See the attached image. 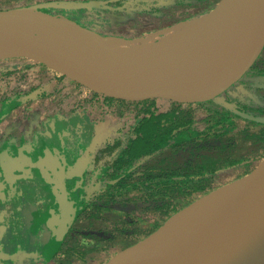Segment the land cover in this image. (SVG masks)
I'll list each match as a JSON object with an SVG mask.
<instances>
[{
  "label": "rangeland",
  "instance_id": "rangeland-1",
  "mask_svg": "<svg viewBox=\"0 0 264 264\" xmlns=\"http://www.w3.org/2000/svg\"><path fill=\"white\" fill-rule=\"evenodd\" d=\"M79 1L90 0H0V9L37 6L99 35H116L136 41L185 19H201L220 2L180 0L170 5L165 3L167 0H159L162 9L154 13H146L145 9L112 13L97 11L87 6L88 4L76 7L75 4ZM16 55L0 57V103L6 99L18 98L13 104L10 103L12 105L5 104V111L0 112V155H6V158H2L6 164H0V176L2 170L9 167L11 156L14 157L13 154H17L20 149L27 148L34 135L42 131L47 121L56 114L75 112L90 120L96 129L94 143L100 148L112 145L118 138H124L137 117L149 109L163 112L169 110L173 104L180 103L167 98L130 100L117 97L112 98L116 102H106V94L78 82L54 66L28 56ZM262 68L264 48L251 69L224 93L205 102L190 103L194 112L195 128L205 129L227 110L237 123L233 133L228 136L214 133L202 135L186 147L181 146L184 148L180 147L154 158L152 164L160 168L179 167L187 161L197 160L201 153H221L236 157L247 155L252 159L248 173L245 174V170L240 168L218 176L213 182L215 191L241 182L243 177L258 168L264 160V114L253 116L239 111L231 100L236 96L238 83L241 81L254 82L256 89L264 94ZM181 104L183 107L189 105ZM214 109L220 111L219 116L213 113ZM141 174V171H136L133 177L137 179ZM5 182L7 184L9 181ZM7 188L10 189L8 184ZM208 193L198 192L183 198L180 201L184 205L183 209L166 219L162 215L158 216L157 212L146 213L132 208L130 211V208H109L105 211L107 220H98L87 214V218L68 237L57 255L58 258L42 264H105L122 250L144 240L175 219L190 205L209 195Z\"/></svg>",
  "mask_w": 264,
  "mask_h": 264
},
{
  "label": "water",
  "instance_id": "water-1",
  "mask_svg": "<svg viewBox=\"0 0 264 264\" xmlns=\"http://www.w3.org/2000/svg\"><path fill=\"white\" fill-rule=\"evenodd\" d=\"M263 3L264 0H220L211 12L198 19L200 26L189 45L151 71L133 69L127 73L96 65L82 49L69 44L68 36L52 34L37 26L36 20L77 23L37 6L0 9V43L21 50L16 56L43 61L108 96L205 102L241 79L264 48L263 40L248 64L238 67L222 81L201 82L204 71L229 45L239 21L254 19ZM246 176L252 182L246 187L242 213L213 218L206 223L204 233H186L179 242L157 241L154 232L105 264H264V160ZM166 224L157 231H164Z\"/></svg>",
  "mask_w": 264,
  "mask_h": 264
},
{
  "label": "flooded vegetation",
  "instance_id": "flooded-vegetation-1",
  "mask_svg": "<svg viewBox=\"0 0 264 264\" xmlns=\"http://www.w3.org/2000/svg\"><path fill=\"white\" fill-rule=\"evenodd\" d=\"M112 98L104 96L106 102L117 101ZM16 99L2 101L0 112ZM148 113L139 115L129 131ZM95 135L90 120L75 112L59 113L34 135L27 148L13 154L15 158L11 156L9 167L0 176V248L9 239L10 253L27 254L36 264L50 262L58 258L87 214L107 220L109 208H133L130 204L118 207L115 180H108L107 186L94 170ZM0 157V164H6L2 159L6 155ZM105 194H110L109 206L101 207Z\"/></svg>",
  "mask_w": 264,
  "mask_h": 264
},
{
  "label": "trees",
  "instance_id": "trees-1",
  "mask_svg": "<svg viewBox=\"0 0 264 264\" xmlns=\"http://www.w3.org/2000/svg\"><path fill=\"white\" fill-rule=\"evenodd\" d=\"M179 1L167 0L165 3L171 5ZM76 3V7L88 4L97 11L112 13L143 9L147 10L146 13H154L162 9L159 0H90ZM237 89L231 101L239 111L253 116L264 114V94L256 89L254 82L241 81ZM14 99L10 98V101ZM187 104V107H183L181 103H175L163 112L149 109L148 115L140 118L124 138H118L112 145L97 148L94 170H98L107 186L108 180H115L118 207L130 204L132 209L157 212L158 216L166 219L183 209L184 205L180 203L183 198L198 192L215 191L213 182L224 172L240 168L245 170V174L249 172L252 159L247 155L236 157L201 153L197 160L187 161L179 167L160 168L152 164L154 158L178 150L181 146L186 147L202 135L214 133L228 136L235 131L237 123L230 112L225 110L219 116L218 109H214L213 113L219 117L213 123L203 130L195 128L193 108L190 103ZM136 171L142 173L137 179L133 177ZM109 195H104L106 200L101 199V207L109 206Z\"/></svg>",
  "mask_w": 264,
  "mask_h": 264
},
{
  "label": "bare ground",
  "instance_id": "bare-ground-1",
  "mask_svg": "<svg viewBox=\"0 0 264 264\" xmlns=\"http://www.w3.org/2000/svg\"><path fill=\"white\" fill-rule=\"evenodd\" d=\"M36 25L52 34L68 36L69 44L82 49L96 65L127 73L133 69L151 71L176 57L189 45L192 35L200 26L198 19H185L135 41L116 35L103 37L81 25L69 22L58 23L41 18L36 20ZM263 40L264 3L254 19L245 18L239 21L229 45L204 71L201 82H220L238 67L247 65ZM16 54H21V50L7 48L0 43V57ZM251 182L252 179L245 176L241 182L226 185L209 193L182 211L175 219L170 220L164 231L155 232V240L179 242L186 233L194 232L195 235L204 233L206 223L213 218L228 213H242L247 199L246 187Z\"/></svg>",
  "mask_w": 264,
  "mask_h": 264
},
{
  "label": "crops",
  "instance_id": "crops-1",
  "mask_svg": "<svg viewBox=\"0 0 264 264\" xmlns=\"http://www.w3.org/2000/svg\"><path fill=\"white\" fill-rule=\"evenodd\" d=\"M7 241L4 247H6L8 251L5 250L4 247L0 248V264H36L27 254L24 256L22 253H10L9 250H12L13 247L10 245L9 239Z\"/></svg>",
  "mask_w": 264,
  "mask_h": 264
}]
</instances>
